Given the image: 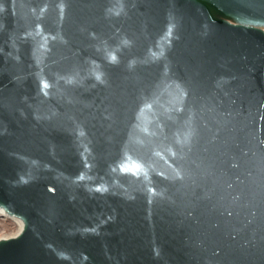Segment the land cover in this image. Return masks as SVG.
Here are the masks:
<instances>
[{
    "label": "water",
    "instance_id": "obj_1",
    "mask_svg": "<svg viewBox=\"0 0 264 264\" xmlns=\"http://www.w3.org/2000/svg\"><path fill=\"white\" fill-rule=\"evenodd\" d=\"M0 264H264V0H0Z\"/></svg>",
    "mask_w": 264,
    "mask_h": 264
},
{
    "label": "rangeland",
    "instance_id": "obj_2",
    "mask_svg": "<svg viewBox=\"0 0 264 264\" xmlns=\"http://www.w3.org/2000/svg\"><path fill=\"white\" fill-rule=\"evenodd\" d=\"M19 227L15 221L0 217V240L10 238L18 233Z\"/></svg>",
    "mask_w": 264,
    "mask_h": 264
},
{
    "label": "bare ground",
    "instance_id": "obj_3",
    "mask_svg": "<svg viewBox=\"0 0 264 264\" xmlns=\"http://www.w3.org/2000/svg\"><path fill=\"white\" fill-rule=\"evenodd\" d=\"M0 217L9 218V219L15 221L16 224H17L18 227H19L18 233H17L16 235L10 237V238H13V237H16L17 235H19V233H20V232L22 231V229H23V223H22L19 219H17V218H13V217H10V216H9L7 213H5L3 210L0 211ZM3 239H8V238H3ZM1 240H2V239H1Z\"/></svg>",
    "mask_w": 264,
    "mask_h": 264
}]
</instances>
